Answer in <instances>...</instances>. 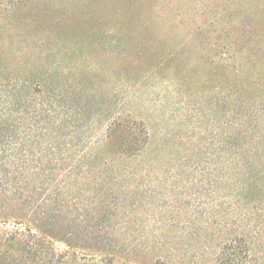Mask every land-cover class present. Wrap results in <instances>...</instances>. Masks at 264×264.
Listing matches in <instances>:
<instances>
[{"label": "rangeland", "instance_id": "obj_1", "mask_svg": "<svg viewBox=\"0 0 264 264\" xmlns=\"http://www.w3.org/2000/svg\"><path fill=\"white\" fill-rule=\"evenodd\" d=\"M18 1L0 0V47L43 54L58 50L63 41L51 33L56 22L46 0ZM51 5L58 27L74 41L68 44L72 56L63 49L56 56L69 81L70 69L79 77L77 104L86 110L88 103L103 123L114 109H141L156 158L153 165L147 157L137 162L138 169L144 167L140 181L134 182L138 186L118 206L113 207L118 201L107 184L92 187L91 193L104 192L110 201L101 213L211 217L207 209L220 202L223 141L252 134L233 112L264 105V0H52ZM79 24L97 38H76L72 30ZM117 187L124 192L123 186ZM141 226L142 221L129 227L123 249L138 243L145 230ZM181 228H174L176 238ZM214 232L206 236L204 260L219 264L221 234ZM174 242V263L198 264L192 253L181 257L182 244ZM55 246L66 249L58 242ZM229 252L238 264L237 251ZM122 255L105 264H152L149 258ZM249 256L264 264L261 246ZM67 263L104 264L99 255L80 261L69 257Z\"/></svg>", "mask_w": 264, "mask_h": 264}, {"label": "trees", "instance_id": "obj_2", "mask_svg": "<svg viewBox=\"0 0 264 264\" xmlns=\"http://www.w3.org/2000/svg\"><path fill=\"white\" fill-rule=\"evenodd\" d=\"M46 2L56 22L51 33L63 41L58 50L43 54L0 47V264H68L69 257L80 261L94 255L105 264L122 254L149 258L152 264H177L175 240L182 244L181 257L193 254L198 264H213L204 259L206 236L215 229L222 245L217 263L233 264L235 254L229 251L236 250L238 264H260L249 252L264 248V105L233 112L252 134L223 141L220 202L207 209L211 217L105 216L101 208L110 201L106 193H91V188L103 189L105 183L118 201L113 207L122 203L138 186L134 182L140 181L144 168L138 169L139 161H156L152 142L141 109H114L103 123L88 103L86 110L77 104L79 77L70 69L69 81L56 56L61 49L72 56L68 44L74 41L58 27L52 0ZM77 15L80 20L81 12ZM73 33L76 38H97L81 24ZM141 221L142 237L123 249L129 227ZM178 224L182 233L176 238ZM55 242L66 249L59 250Z\"/></svg>", "mask_w": 264, "mask_h": 264}]
</instances>
